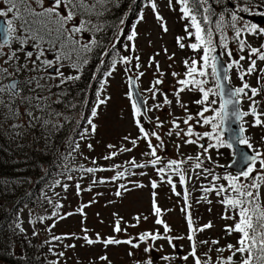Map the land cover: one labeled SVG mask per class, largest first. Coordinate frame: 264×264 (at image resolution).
Returning <instances> with one entry per match:
<instances>
[{
  "label": "snow or ice",
  "instance_id": "snow-or-ice-1",
  "mask_svg": "<svg viewBox=\"0 0 264 264\" xmlns=\"http://www.w3.org/2000/svg\"><path fill=\"white\" fill-rule=\"evenodd\" d=\"M116 3V0H0V135L7 134L9 137H23L29 131L40 129L41 135L47 140L57 133L61 132L66 125L72 124L68 138L69 152L62 156L64 161L62 171L59 175L64 176L72 171H80L86 174H95L100 171H112L114 175L108 178L94 179L93 183L115 182L126 175H145L146 173L130 171L129 169H144L152 167L157 173L159 179L151 180L152 191V214L155 217L154 223L162 226L163 232L157 228L155 231H145L138 234L137 237L128 239H117L115 236L102 238L99 233L95 239L90 238L88 229L82 228L85 233L82 237H76V234H70L72 238L83 239L88 246L102 244L105 250L112 245H129L133 249H140L143 244V253L146 259L137 258L134 264H153L151 253L162 250L163 245L158 241H165L169 247L176 249L174 241L186 239L189 242V252L181 259L188 261L190 258L193 264H264V150L254 147L252 138L246 135L249 121L246 119L251 116L253 119L251 127H264V111L260 110V102L256 99L258 95L264 94V68H258L257 62H264V43L259 46H252L247 42L246 36L254 38H264V25H260L252 20L245 19L246 16L264 18V0H232V8H225L219 13L218 19L212 20L217 16L209 0H175L180 6L179 11L182 18L188 21L185 27V36L177 37V44L180 49L185 47L191 49L197 56L196 58L185 59L183 64L185 72L183 78L176 80L175 88L176 104L183 108L186 113L182 121L175 118L171 121V127L165 133L172 137L175 135L182 144L198 146L200 151L195 156H183L179 159H169L163 162L162 157L158 155V150L165 148V141L160 132L149 131L144 127L142 119L147 118L149 111L160 110L163 106H170L173 103L167 94L163 96V102L156 103L157 94L161 90L157 87L163 83L160 78L164 74L160 70V65L155 61V57L149 60V67L155 64L157 78L150 84L145 91L149 93L154 101L148 106V98L141 97L139 100L133 99V89L138 88L137 82L144 76V72H137L135 76L129 75L127 98L131 101L133 123L138 130L136 138L124 136L122 139L132 145L131 148L121 146L115 151H110L102 159L113 160L121 153L132 152L138 147V141L143 140L147 144V151L142 155L150 157L143 163H138L133 157L125 163L114 164L111 168L103 167H85L80 165L78 169L69 167V160L74 154L83 156L80 152L81 141L87 140L95 134L97 125L94 123L98 116V110L101 105L107 104L110 97H103L102 93L108 84V77L116 71L118 64L125 66L132 65L139 69V57L121 56L116 50V44L120 42V36L124 34L123 28L118 26H106L102 22L105 12L110 11V5ZM220 3V0H216ZM147 6H150L155 19L159 22L163 32L168 28L164 18L158 11L155 0H147ZM168 6L173 7V0H168ZM144 19L143 13H140L137 24ZM125 23L124 19L119 21L120 25ZM107 27H115L113 40L106 48L102 43L103 37H98L107 30ZM192 29V30H189ZM231 30V40L238 45L241 53L238 59L233 58V50L229 48L228 30ZM138 33L133 26L126 39L134 42ZM215 36L219 40H215ZM185 40L192 42L185 43ZM219 46L224 55L229 59L223 61L215 53ZM125 50L135 51L136 45L125 44ZM96 49L101 51L96 53L99 59L97 72L105 66V57L110 53L112 58L108 67L110 71L103 73L104 79L99 82V87L95 91V102L91 105L88 115H85L84 109L89 107L87 98L75 103L65 99L69 95L68 86L74 85L81 79L84 68L88 65L92 54ZM167 54V49H163ZM247 51V56L243 53ZM174 56V54H173ZM173 56H169L172 59ZM248 61L245 68L241 61ZM65 69L70 70L65 74ZM235 71L238 79L241 81L239 86H229L232 84L230 76L231 71ZM125 72H132L131 67H125ZM257 74V87L251 86L246 77ZM175 78L179 73L172 72ZM96 79L95 75L92 77ZM58 89V91H54ZM195 92L199 98L194 101L199 105L197 112L191 114L188 108L181 101V94L185 91ZM248 101L247 110H242L244 101ZM141 104L145 107L142 109ZM78 111L72 112L71 110ZM151 123L152 121H148ZM181 123L185 128L181 127ZM231 124H237V129H232ZM164 122L156 117L154 127L162 129ZM196 126L205 127V131L197 132ZM225 133L228 138L225 139ZM78 137V139L74 138ZM153 138L158 142L152 143ZM210 141L209 143H199L201 140ZM264 141V136L261 137ZM234 145H244L252 151V154L244 151L243 148H237L235 155L239 165L238 172H226L222 176L217 175L213 168L205 167V160L212 161L216 167L225 168L212 160L208 155L209 150H215L219 155H223L221 149L230 150ZM89 150L92 144L86 145ZM109 149H116V145H107ZM177 151L181 144L175 145ZM88 159V157H84ZM93 165L97 164L92 159ZM188 165L187 168L184 166ZM194 174V175H193ZM173 177H178V183L183 191H177V183ZM211 177L207 186L201 185L199 191L202 195L197 198V203H211L208 194L214 193L218 198V203L222 206L223 212L221 219L231 220L232 224H226L224 232L227 236L237 234L235 243H228L224 247H219L218 240H197V234L213 227L211 222L199 227L194 225L192 216L191 193L188 184L196 179L207 180ZM67 180L75 179L71 175L66 176ZM223 183H217V181ZM136 188H143L144 185L134 182ZM160 183H166L170 186L173 195L180 197L183 201L181 213L184 215L187 224V234L184 236H172L173 231L168 223L162 218L166 211L161 209L156 201L157 192L155 189ZM61 186L65 191L69 185L61 183L56 179L51 188ZM77 195L83 189L80 184L75 185ZM91 191V188L88 189ZM124 184L117 186L115 195L120 197L124 192L131 191ZM59 195V193H56ZM44 199L55 210L50 216H40L37 220L43 223L45 220L58 218L65 219L73 213L60 214L59 209L62 204L54 202L45 194ZM82 204L77 212L84 216V208L90 206ZM211 211V209H209ZM117 215V214H114ZM136 223L131 227L138 226L141 215L134 217ZM143 219L147 220L144 216ZM123 218L117 217L114 221L113 232H126L122 228ZM36 221H30L35 223ZM83 223V221H82ZM55 223L48 225L46 231L51 233ZM21 232L25 230L17 225ZM38 232L33 231V236ZM68 236L51 235L48 241L49 252L57 257H63L64 252H55L53 242L62 241ZM211 244L215 247L216 257L213 259L209 248L207 252L199 253L200 245ZM67 248H75L76 245H65ZM225 252L229 254L224 255ZM131 257L133 252H129ZM160 259L170 262L174 257L165 255ZM99 260L104 264H111L107 255H102ZM49 264H59V260L50 261Z\"/></svg>",
  "mask_w": 264,
  "mask_h": 264
},
{
  "label": "rangeland",
  "instance_id": "rangeland-1",
  "mask_svg": "<svg viewBox=\"0 0 264 264\" xmlns=\"http://www.w3.org/2000/svg\"><path fill=\"white\" fill-rule=\"evenodd\" d=\"M158 11L160 15L164 18V22L168 28V31L165 33L162 31L159 22L155 19V15L150 6H147V1L143 6L140 7V13H143L144 19L138 24L136 22L135 29L138 33L137 38L134 42H129L131 45L135 43L136 49L132 52V57H139V64L141 67L136 69L134 67L136 61L133 60L132 65L125 66L123 64H118L116 71L113 72L112 76L108 77V84L105 86V90L102 93L103 97H110L107 104L101 105L98 110V116L95 118V123L97 125V130L95 134L91 135L86 141H81L80 152L83 153V156L79 154H74L70 159V166L79 168L80 165L85 167H103L111 168L114 164H122L125 167H129L125 162L129 161L133 157L137 160L138 163H143L144 161L150 159V157L142 155L146 152L147 144L144 141L138 142V147L133 149L132 152H125L119 154L113 160L106 161L102 159L103 156L107 155L110 151H115L121 146H126L131 148L132 145L128 142L123 141L124 136H130V138H136V127L133 123L132 117V106L131 101L127 98L126 93L129 91L127 77L129 75L135 76L137 72H144V76L137 82L138 90L142 97L148 98V106H151L154 101L150 98L149 93L145 90L149 88L150 84L157 78V72L155 64L152 67H149V60L151 57H155V61L159 63L160 70L164 74L160 77L163 80V83L157 87L161 90L157 94L156 103L163 102L164 94H167L169 99L173 100L172 105L163 106L160 110L149 111L147 113V118L143 119V124L146 129L149 128V131H158L160 132L163 140L165 141V148L163 150H158V155L162 157V160L166 163L169 159H179L182 158L180 154L186 152L187 145L182 144L181 140L175 135L172 137L167 136L165 133L171 127V121L175 118H179L180 121L185 118L186 113L183 108L176 104L175 98V88L176 80L183 78V72H185V66L183 61L185 59L196 58L198 56L195 54L194 57H191L193 51L187 47L180 49L175 40V36L179 35L183 37V32H180V24L184 22L179 19L177 12L179 11L180 6L175 3L173 0V7L168 6V0H155ZM174 21V23H173ZM180 22V24H177ZM228 35V33H227ZM216 40V37H214ZM219 40V37H217ZM253 40V41H252ZM247 42L253 44V46H258L256 41L250 37L247 39ZM167 49V54L163 49ZM174 54V56H173ZM241 53L237 54L239 57ZM247 56V51L243 53ZM169 56H173L172 59H169ZM227 59L228 57L224 55ZM264 63V62H263ZM241 64L246 68L248 66V61H241ZM125 67H131L132 72H125ZM259 68V65H258ZM261 68V67H260ZM106 69V68H105ZM103 69L102 71H104ZM65 74H68L70 70L65 69ZM172 72L179 73L178 77H173ZM232 81L238 79L236 72L231 71ZM256 74V73H254ZM253 74V76H254ZM247 76V77H253ZM104 79V76H103ZM251 85V84H250ZM196 98H199V95L195 92L185 91L181 94V101L184 105L187 106L188 112L195 114L200 107L195 104L194 101ZM245 105H248V101L245 100ZM264 101V99H263ZM197 105V106H195ZM145 107V106H144ZM264 108V102L261 103V111ZM156 117H159L160 121L164 122L162 129H156L154 127L156 122ZM249 121V125H245L248 132L247 135L251 136L254 147H258L261 150H264V141L260 142V129H255L250 126L252 117L249 116L246 118ZM264 119V117H262ZM152 121L149 123L148 121ZM181 127L185 128L186 126L181 123ZM205 127L196 126L195 130L197 132L205 131ZM262 129V127H261ZM264 131V129H262ZM264 136V133H263ZM209 143L210 141L201 140L199 143ZM153 144L158 143L154 138L152 140ZM87 144H92V149L87 148ZM113 144L116 145V149H109L107 145ZM181 144L179 152L177 151L175 145ZM65 150V149H63ZM62 150V151H63ZM197 152V151H196ZM223 155H219L215 150H209L208 155L212 156V160L218 162L221 165H224L225 162L231 160V153L227 154L225 149H221ZM88 157V159H84ZM92 159L97 161L96 165L91 163ZM210 168L218 169L216 164L212 161H208ZM130 171H135L136 173H146L145 175H126L124 178H121L115 182L108 183H93L94 179L98 180L101 178H108L114 175L112 171H100L95 174H86L78 170L66 173L64 176H61L59 180L61 183L68 184V190L65 191L61 186H55L48 190L47 196L51 198L54 202H58L63 205L59 209L60 214L73 213L71 216H67L63 220L52 219L48 223L51 225L55 223V227L52 228L51 233L46 231L49 236L58 235V236H68V238L63 239L62 241L53 242L55 245L54 251L64 252L63 257H57L49 252L51 259L59 260V264H104V262L99 260V257L102 255H107L111 264H134V261L139 258L141 260L146 259L147 256L143 253L142 249L144 245H141L140 249H133L129 245H112L108 246L107 249L103 247L102 244H94L88 246L84 243L83 239L72 238L70 234H76V237H82L85 233L81 231L82 228L88 229L87 235L95 239L97 233L100 234L102 238H107L109 236H115L117 239H128L129 237H137L138 234L145 231H155L157 228L163 232L162 226H157L154 223L155 217L152 214V191L150 181L158 180L155 170L152 167H147L144 169H129ZM71 175L75 179L67 180L66 176ZM194 175V174H193ZM175 182L177 179H173ZM197 180V179H196ZM196 180H193L188 184L189 191L191 193V202H192V216L194 220V225L199 227L203 224L211 222L213 227L206 229L202 233L197 234L198 240H218L219 247H224L228 243H235L237 239V234H232L227 236L224 232V227L226 224H232L231 220L221 219L223 212L222 206L218 203V198L215 195H210L209 199L211 203L200 202L197 203V198L201 196L198 186L196 185ZM138 182L143 184V188H136L135 183ZM79 183L83 191L77 195V190L75 185ZM119 184H124L128 188L132 189L131 191L124 192L122 196L117 197L115 192L117 191V186ZM91 188V191L88 189ZM157 192L156 201L158 206L166 213L163 215V219L168 223L172 228L170 233L172 236H184L187 234V224L184 218V215L181 213V206L183 201L180 197H177L172 194L170 186L166 183H160L159 187L155 189ZM177 191H180L177 186ZM183 189L181 188V192ZM59 193V195H56ZM95 201L90 204V206L84 208V216L77 212V209L80 208L82 204H89L90 201ZM211 209V211H209ZM23 218L26 221L25 230L29 235H33V228L31 227L30 221L32 218H35L37 214L36 211L32 208H22ZM117 214V215H114ZM141 215V220L136 227H131L130 225L135 224V216ZM146 216L147 220L143 219ZM117 217H122L123 221L121 224L122 228H126V232L114 233L113 225ZM1 218V217H0ZM83 221V223H82ZM47 223L44 225V227ZM37 232L41 228L34 226ZM177 247L174 250L169 247V245L161 240L157 242V248L159 245H163L162 250L153 251L150 255L153 259V264H193L191 258L188 261L181 259L182 256L186 255L189 252V242L186 239L174 241ZM74 244L75 248H67L65 245ZM215 247L210 243L208 245H200L199 253L207 252L209 248H212L213 251L210 253L213 259L216 257ZM133 252V256H129V252ZM229 253L225 252L224 255L227 256ZM168 255L174 257L170 262H166L161 257Z\"/></svg>",
  "mask_w": 264,
  "mask_h": 264
},
{
  "label": "trees",
  "instance_id": "trees-1",
  "mask_svg": "<svg viewBox=\"0 0 264 264\" xmlns=\"http://www.w3.org/2000/svg\"><path fill=\"white\" fill-rule=\"evenodd\" d=\"M146 1L116 0L115 4L110 5V11L105 12L102 18L106 26L113 25L123 28L124 34L120 36V42L116 44V50L121 56L130 55L132 57L129 50H125L124 45L128 44L126 37L131 33L140 14V7ZM209 3L217 14L223 12L229 3L233 6L232 0H220V3H216V0H209ZM121 19L125 20L123 25L119 24ZM216 19H218L216 16L212 17L213 21ZM185 27L186 25H184V31ZM115 31V27H107L105 32L97 34L98 37H103L102 43L106 48L113 40ZM227 33L229 46H231L235 43L231 40L232 32L229 29ZM100 51V49L94 51L88 65L84 68L81 79L74 85L68 86L69 95L65 97L73 103L87 98L89 107L84 109L85 115L89 114L90 107L95 102V91L103 79V73L111 70L108 67L112 58L110 53L104 58L105 66L97 72L99 59L96 53ZM103 69L105 70L102 71ZM94 75L95 80L92 79ZM71 111L75 112L78 109ZM72 127V124L66 125L61 132L47 140L41 135L39 128L29 131L23 137L0 135V264H49L50 261H54L49 256L50 245L45 243L50 239L45 229L52 219L58 218L45 220L43 223H40L37 218L50 216L55 210L47 203L44 196L51 189L50 185L59 179L64 163L62 156L69 152L68 138ZM74 138L78 139V137ZM68 163L70 165V160ZM70 167L76 169L74 166ZM22 208H32L36 211L35 218L31 220L36 222L31 223V227L36 232L34 226L43 227L38 235L33 236L26 232V221L20 212ZM17 225L25 231L21 232Z\"/></svg>",
  "mask_w": 264,
  "mask_h": 264
},
{
  "label": "flooded vegetation",
  "instance_id": "flooded-vegetation-1",
  "mask_svg": "<svg viewBox=\"0 0 264 264\" xmlns=\"http://www.w3.org/2000/svg\"><path fill=\"white\" fill-rule=\"evenodd\" d=\"M218 16H219V14H217V18H218ZM177 24H180V22H177ZM260 25H264V24H260ZM180 32H183V36H185V34H184V24H180ZM177 37H180L179 35H177V36H175V39H177ZM250 37H252V36H246L245 38H246V40L247 39H249ZM255 41H256V43L258 44V46H259V44L260 43H264V38H254V37H252ZM216 40L218 41V38L216 37ZM253 41V40H252ZM186 44L187 43H190V42H192V41H189V40H185L184 41ZM252 46H253V44H251ZM230 49H232L233 50V58H235V59H238V57H237V54L238 53H240L239 52V50H238V45L236 44V43H234L231 47H230ZM217 51H219V53H220V57H221V59L223 60V61H227L229 58H225L224 57V53H223V51H222V49L219 47V46H217V50H216V52ZM191 57H194V54L192 53L191 54ZM257 64L259 65V68L261 67V68H264V63L263 62H260V61H258L257 62ZM232 75V72H230V76ZM251 76H253V74L251 75ZM246 80H247V82L249 83V84H251V86H253V87H257L258 85H257V74H254V76L251 78V77H246ZM240 83H241V81L239 80V79H234L233 81H232V84H231V86H239L240 85ZM256 99L260 102V110H261V103H263L264 101H263V99H264V94H261V95H258L257 97H256ZM245 103H246V101H244V103H243V105H242V110H247V108H248V105H245ZM262 111H264V108L262 109ZM256 130L258 129V127H254ZM263 129H264V127H262ZM247 132H248V130H247ZM201 143H204V142H201ZM197 151V152H196ZM200 151V149L199 148H197V146H194V145H187V148H186V152H184L183 153V156H189V155H191V156H195L198 152ZM221 151V150H220ZM227 151V154H229V151L228 150H226ZM252 152V151H251ZM231 157H232V152H231ZM227 162H225V164L224 165H226L227 166ZM204 166L205 167H208V168H210V165H209V162H208V160H205V164H204ZM222 169L223 168H218V170L221 172L222 171ZM214 171H215V173H216V169H214ZM222 174H225V173H222ZM210 178V177H209ZM208 178V179H209ZM206 180H203V179H197L196 180V185L198 186V188H200L201 187V185H203L204 184V182H205Z\"/></svg>",
  "mask_w": 264,
  "mask_h": 264
},
{
  "label": "water",
  "instance_id": "water-1",
  "mask_svg": "<svg viewBox=\"0 0 264 264\" xmlns=\"http://www.w3.org/2000/svg\"><path fill=\"white\" fill-rule=\"evenodd\" d=\"M245 19L252 20L253 22H256L258 24H264V18H261V17L246 16ZM215 54L219 57V52H216ZM133 98L136 99V100H139L141 98L137 88L133 89ZM141 108L143 109V104H141ZM230 127L235 130V129L238 128V125L237 124H231ZM227 138H228V133H225V139H227ZM237 148H243L244 151H246L249 154H251L245 147L240 146V145L239 146L234 145V147L232 149L233 160L230 163V165L227 167V170L228 171H232L233 173L239 171V165L237 163H235V161L238 160V156L235 155V152H236Z\"/></svg>",
  "mask_w": 264,
  "mask_h": 264
}]
</instances>
